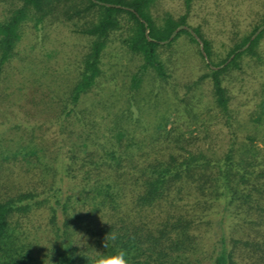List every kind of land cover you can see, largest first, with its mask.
<instances>
[{"label": "trees", "instance_id": "obj_1", "mask_svg": "<svg viewBox=\"0 0 264 264\" xmlns=\"http://www.w3.org/2000/svg\"><path fill=\"white\" fill-rule=\"evenodd\" d=\"M156 2L13 0L0 20V101H29L44 116L0 121V264H87V249L69 243L81 236L103 251L111 232L133 264H264V146L256 143L264 97L241 112L228 84L246 58L264 66V16L221 54L188 12L155 15ZM47 19L71 22L87 49L73 70L41 63L34 81L47 78V89L25 92L14 65L28 57L20 49L24 25ZM113 35L135 66L121 106L101 96ZM182 40L197 45L203 69L181 81L182 100L209 83L230 129L223 151L204 148L193 134L161 136L166 122L156 137L138 131L132 106L142 110L145 83L156 97L172 85ZM16 167L25 182L11 177Z\"/></svg>", "mask_w": 264, "mask_h": 264}, {"label": "rangeland", "instance_id": "obj_2", "mask_svg": "<svg viewBox=\"0 0 264 264\" xmlns=\"http://www.w3.org/2000/svg\"><path fill=\"white\" fill-rule=\"evenodd\" d=\"M13 4V0H0V20L4 19ZM186 8V0H157L153 13L162 15L169 12L178 17L188 12L189 23L201 26L212 41L215 51L221 54L232 46L236 36L249 32L264 16V0H191L189 9ZM24 32L20 49L22 54L25 53L28 57L24 62L15 59L14 65L15 84L23 86L22 90L25 92L36 89L41 93L47 89V78L42 77L39 82L34 81L40 73L37 66H41V63L58 70H73L81 54L87 49V37L75 32L73 24L69 21L47 19L39 28L34 27L33 21H28L24 25ZM116 37L117 35L112 36V42L106 50L101 96L111 104L121 106L124 105L129 75L135 66ZM177 55L179 61L176 65L177 69L180 68L175 69L174 77L171 78L174 80L172 85L165 86L164 91L156 97L154 92L152 93L150 82H147L144 91L146 93L139 101L142 110L133 104V116L140 118L138 131L147 137H156L159 132L157 125L163 126V122H166L165 127L160 130L161 136L168 134L167 136L172 138L179 134H193L199 137L197 142L204 148L223 151L231 135L230 129L214 104L209 83L193 87L186 100H182L184 89L181 81L186 82L203 71L200 68L197 45L182 40ZM228 84L235 100L241 105V112L255 110L264 97L261 92L264 84V66L246 58L242 69L234 70L228 77ZM152 98L157 102L153 108L148 103ZM18 102L12 104L0 101V121L6 117L23 120L25 117V120L29 119L31 123L35 120L42 121L43 113L37 111L36 106L29 101ZM245 117L242 113V123L245 122ZM238 126H242L241 124L236 128L244 131V126ZM37 134H41V131ZM256 143L264 146V130L259 134ZM14 171L11 177L17 182H25L24 170L16 167ZM205 243L210 245V240L205 238Z\"/></svg>", "mask_w": 264, "mask_h": 264}, {"label": "clouds", "instance_id": "obj_3", "mask_svg": "<svg viewBox=\"0 0 264 264\" xmlns=\"http://www.w3.org/2000/svg\"><path fill=\"white\" fill-rule=\"evenodd\" d=\"M119 238L118 232H111L105 239L103 251H97L95 248L88 246L87 241L82 239L81 236L78 240H74L69 244L82 245L87 249L83 251L88 253L83 255L87 258V264H133L128 251L118 246ZM110 244L112 245L111 248ZM90 249L91 251H89Z\"/></svg>", "mask_w": 264, "mask_h": 264}]
</instances>
